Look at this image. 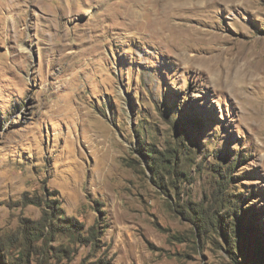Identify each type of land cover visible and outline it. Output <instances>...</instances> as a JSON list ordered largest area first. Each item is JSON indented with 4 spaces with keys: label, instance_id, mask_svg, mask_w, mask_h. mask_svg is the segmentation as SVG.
<instances>
[{
    "label": "rangeland",
    "instance_id": "obj_1",
    "mask_svg": "<svg viewBox=\"0 0 264 264\" xmlns=\"http://www.w3.org/2000/svg\"><path fill=\"white\" fill-rule=\"evenodd\" d=\"M137 1L0 0V264H264V0Z\"/></svg>",
    "mask_w": 264,
    "mask_h": 264
},
{
    "label": "bare ground",
    "instance_id": "obj_2",
    "mask_svg": "<svg viewBox=\"0 0 264 264\" xmlns=\"http://www.w3.org/2000/svg\"><path fill=\"white\" fill-rule=\"evenodd\" d=\"M158 0H155V2H157ZM185 2H187V1H189V0H184ZM236 0H229V2L230 3H234ZM136 2H138L137 0H131V2H130V5H131V7H132V11L130 12V13H128V16L129 17H136L137 16V14H138V12L135 10V9H133L135 6H136ZM213 2V1H212ZM230 3H229V5H230ZM139 4V3H138ZM140 5V4H139ZM163 5V4H162ZM233 6V5H232ZM137 7V6H136ZM140 10V9H139ZM158 18V17H157ZM133 19V18H132ZM160 19H162V17H160ZM160 19H158V20H160ZM162 23L164 22V19L163 20H160ZM177 26H181V27H184V28H186V29H188L189 31H191L192 33H194V34H198L199 36H200V38H201V40L202 39H206L207 41H211V42H216V43H218V42H220V40L219 39H221L222 38V36H221V34H219V33H215V32H212V31H209V30H207V29H201V28H199V27H196V28H194V27H191V26H188V25H186V24H184V23H174V24H172V23H167L166 25H165V28H169V29H173V28H175V27H177ZM213 34V35H212ZM205 35H209V37L208 38H205ZM211 35V36H210ZM226 36V35H225ZM224 37V36H223ZM233 39V38H232ZM185 40V39H184ZM226 40V39H225ZM223 42V41H222ZM223 49V48H222ZM225 51V50H224ZM223 51V52H224ZM219 53H220V51H219ZM218 54V53H217ZM223 54V53H222ZM226 54V53H225ZM215 55V54H214ZM210 59H211V66H213L215 69H221V72H222V58H221V55H219V56H215V57H210ZM219 72V71H218ZM221 72H219L218 74V78H219V81H221V82H223L224 84H230L236 91H238L239 89H241L244 85L241 83V80L238 78V77H236L234 74L232 75V73H231V76L227 73V74H223V73H221ZM225 72V71H224ZM227 72V71H226ZM219 84V83H218ZM245 88V87H244Z\"/></svg>",
    "mask_w": 264,
    "mask_h": 264
}]
</instances>
